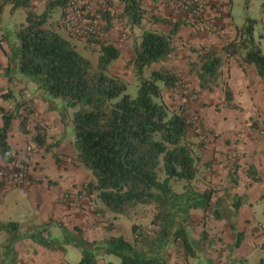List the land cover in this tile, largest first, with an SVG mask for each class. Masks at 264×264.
<instances>
[{"label": "trees", "instance_id": "obj_1", "mask_svg": "<svg viewBox=\"0 0 264 264\" xmlns=\"http://www.w3.org/2000/svg\"><path fill=\"white\" fill-rule=\"evenodd\" d=\"M0 1V13L8 5L12 6V13L19 9L27 12V21L20 26L3 27L0 21V47L8 58L4 75L10 82L16 75L29 79L51 99L61 101L67 111L74 110L72 127L76 156L73 160L92 173V178L83 186L84 190L89 195H96L114 214L124 215L138 205H154L157 211L152 221V233L133 226L134 243L115 235L89 242L79 228L70 230L53 220L21 235L19 223L5 224L0 221V233L5 231L9 236L0 264L17 263L14 246L24 239L43 247H50L51 244L53 247L59 244L75 246L82 253L79 264H100L107 256L116 257L120 264H172L173 248L184 259L198 257L207 235L204 232L201 240L194 239L192 211L200 210L213 214L218 220H230L237 217L245 199L233 197L227 189H196L193 182L201 169L199 149L204 144H194L190 139L192 119L185 116V111L171 110L163 98V87L176 89L180 87L181 79L166 68L153 70L148 78L144 76L147 68L171 59L177 50L174 39L180 27L193 26L194 20L184 15H180V22L160 19L172 26L170 34L156 30H147L142 34L132 59L139 83L138 94L132 97L127 84L111 73V66L120 58L121 51L103 37L112 30L115 19L126 20L131 28L142 26L147 17L143 0H99L104 2L105 7L97 19L101 29L88 36H79L62 23L72 0H48L43 13L38 12L39 0ZM117 4L123 7L119 14L115 12ZM262 6L264 8V3ZM55 8L60 9V25L68 29L71 38L97 47L95 49L100 56L98 66L83 57L69 39L55 29L46 28ZM262 39L264 33L259 38L254 37L253 21L248 20V26L237 29L236 39L221 49L214 45L192 47L195 58L190 61L189 67L191 74L197 76L201 90L213 91L223 85L225 101L236 108L231 104L234 97L224 80V59L239 56L243 63L255 66L264 79ZM20 94L22 101L14 110L0 109L3 119L0 155L4 164L11 165L5 168L8 170L23 161L16 162L13 148L8 143L12 123L21 117L20 112L30 114L32 111L24 92L20 91ZM2 97L7 100L12 95L8 93ZM40 123L48 128L45 122L38 121V132ZM22 130L26 132L25 122ZM36 140L38 144L44 143L40 133ZM55 158L59 161L57 155ZM212 166L213 162L203 164L204 168ZM161 169L165 174L163 179L159 176ZM254 174V168H250V175ZM230 177L236 185V169ZM174 181H185L182 192L175 191ZM220 192H224L222 197H218ZM228 198L233 201V210H229L226 204ZM231 224L236 231L233 248H238L244 235L236 230L235 223ZM53 226L62 231L60 240L52 236L50 228ZM260 264H264V257Z\"/></svg>", "mask_w": 264, "mask_h": 264}, {"label": "crops", "instance_id": "obj_2", "mask_svg": "<svg viewBox=\"0 0 264 264\" xmlns=\"http://www.w3.org/2000/svg\"><path fill=\"white\" fill-rule=\"evenodd\" d=\"M47 1L39 0L41 13L46 10ZM205 1V17L220 26V35L203 34L192 25H182L174 39L178 44V49L167 63V67L176 72L179 78L182 77L185 85L192 83L190 87L203 98L200 105L187 102V111L184 113L186 117L198 114L204 125L205 135L197 136L190 130V138L195 140L193 137L196 136L201 144H204L199 149L202 155L201 167L203 163L207 164L212 161L217 163L213 169L217 172L215 171L212 177V183L218 188L228 179L231 181L230 176L236 169L238 183L225 189L231 192L232 188L233 197L241 196L245 202L238 210L237 217L230 218V220L227 218L218 220L213 214H206L200 210L192 211L194 239L201 240L204 232L207 235V239L201 244L203 251L198 257L189 260L177 257L173 253L172 264H236L238 262L260 264L264 257V225L261 224L262 220L254 205L264 203V79L260 77L255 66L243 63L238 57L225 58L224 80L232 91L234 100L231 104L236 108H232L225 101L223 85L213 91L201 90L197 76L191 74L189 68V62L193 59L191 48L214 45L221 49L225 44L236 39L238 29L233 22H228L227 19L231 16L230 12L227 14L228 10L225 9L227 5L223 0ZM1 6L0 1V8ZM143 6L147 11L143 24L146 28L140 30V33L128 34L118 19L113 22V28L108 33L109 39L121 51L120 58L111 66V72L121 78L127 72L130 73L131 69L127 71L126 65L132 61L135 45L139 43L145 31L156 30L168 35L172 32V26L161 20L180 22L182 19L180 14L169 8L166 0H143ZM6 8L12 13V6L4 7L0 13L2 26L15 27L13 23L8 25L4 22L3 14ZM122 8V5L117 4L115 12L121 13ZM262 13L263 32L261 34L264 33V8H262ZM60 20L61 16L58 21ZM54 23L49 21L46 28L55 29L61 35V31L68 33L60 26V23L57 25ZM137 30L138 28L135 31ZM4 47L7 48L6 45ZM262 50H264L263 41ZM158 65L156 64L154 70L161 69V65L157 67ZM7 66L8 58L0 47V109L14 110L16 105L22 101L20 91H23L25 95L30 94L33 99L31 113L22 114L20 112L21 117L13 121L8 143L13 148L17 163L26 157V150L29 146L33 148V152L29 155L32 166L28 185L18 189L0 187V204H5L11 195L22 193L35 213L34 217L28 221L11 218L8 221L7 219L0 221L5 224L17 222L20 226L27 227L25 230L27 233L53 220L62 223L70 230L79 228L83 237L89 242L103 239V236L99 237L100 233H98L99 229L103 231V227L97 224L95 215L80 208L77 200L75 203H66L60 199L66 193L79 192L92 178V173L88 169L73 160L76 156L72 127L73 112L67 111L61 101L51 99L45 92L38 89L37 84L21 75H16L10 82L4 75V69ZM163 91L166 94L174 92L173 89L166 88ZM8 93H11L12 97L7 100L3 99L2 96ZM178 96L179 99L187 101L184 95ZM211 107L215 110L208 112ZM38 121L45 122L48 127L47 139L43 144H38L36 140ZM24 122L26 132L22 130ZM2 127L3 119L0 115V129ZM55 155L59 157V161L56 160ZM9 167L11 165L4 164L0 155V168ZM250 168H254L253 176L250 175ZM206 189H208L207 186L200 191ZM223 195L224 192H220L218 197ZM229 200L231 201V198ZM228 205L231 206V203ZM231 222L235 223L236 230L244 235L238 248H233L236 231L232 229ZM60 231L56 226L50 228L54 238L56 237L53 232L63 237ZM74 248L75 246L65 244L54 245V247L51 244L50 247H43L30 239H24L14 246L17 254L16 264H79L80 252L78 251L80 250H74ZM3 257L4 254L0 256V261ZM100 264H120V261L113 256H107Z\"/></svg>", "mask_w": 264, "mask_h": 264}, {"label": "rangeland", "instance_id": "obj_3", "mask_svg": "<svg viewBox=\"0 0 264 264\" xmlns=\"http://www.w3.org/2000/svg\"><path fill=\"white\" fill-rule=\"evenodd\" d=\"M223 2H224V4L227 5V6H225V9L228 10L227 14H228V12H230L231 17L227 19L228 22L231 21V22H233V24L236 27L242 29L245 26H248V20H251V21H253V24H254V37L259 38L260 35H262L261 34L263 32L262 31V29H263L262 28V17H263L262 16V14H263L262 13V8H263L262 5L264 3V0H223ZM39 5H40V3L38 1V5H37L38 8H39ZM75 8H78L81 11V12L79 11V14L82 16H85L87 14L88 18H92L93 16H98L100 18V14H101L102 10L105 9L104 2L99 1V0H96V1L72 0L71 6L67 10L68 15L67 14L66 15L67 16L71 15L73 13V11H74V15H75V12H76L74 10ZM40 9L41 8L38 9L39 13L42 12ZM3 15H4L3 16L4 22L8 25L10 23H13L15 26H20L21 24H25L27 21V12L25 9H20L15 14H12L10 12V10L6 8ZM60 16H61L60 9L55 8L51 14L50 21L55 22V23L56 22L60 23V21H58L60 19ZM115 20H117V19H115ZM118 20L121 21L124 29L127 30L128 34H134V32L140 33V30L142 31L143 29L146 28V25L131 28L127 24L126 20H121V19H118ZM144 23H145V21H144ZM100 24H102V26L106 27L104 22L100 21ZM6 27L11 28L9 26H6ZM105 27H104V29H105ZM137 28H138V30L135 31ZM64 29L66 31L68 30L67 28H64ZM61 33L66 39L70 40V42L76 47V50L83 57L90 59L94 65L98 66V61H99L100 56H99V52L97 51V49H95L97 47L89 46L84 41L79 40L77 38H71L69 36V34L65 31H61ZM105 38L109 39L108 34L103 37V39H105ZM262 41L264 42V39H262ZM139 42H141V39ZM176 46L178 49V44H176ZM263 53H264V50H263ZM236 57H238L240 60H242L241 57H239V56H236ZM192 58H195L193 54H192ZM170 60H168L167 62H165L163 64H159V65H161V69L166 68V69L170 70L167 67V63ZM131 65H133L132 61L126 65L127 71H129L131 69L129 71L130 73L127 72L124 76H122L123 79L121 77L120 78L127 84L128 93L132 97H136L138 94V90H139V88H138L139 83H138V80H137V77L135 74L134 66L132 67L133 68L132 69L130 67ZM159 65L157 67H159ZM155 68H156V65H154V67L151 69L147 68L145 70V74H144L145 78H148L150 76L151 72ZM180 79H181L180 87L173 89L174 92H169L168 94L164 93V91H163V98H164V101L166 102V104L171 108V110H173V111H185V113H186V111H187L186 110V103L187 102H191L194 104L199 103V105H200V102L203 98L199 93H197V91L195 89L190 87V86H192V83H190L189 85H185L183 83L182 77H180ZM163 89L165 90V87ZM166 89H168V88H166ZM173 93H176L177 95H175ZM181 94L187 98V101H183L182 98L181 99L178 98L179 97L178 95H181ZM201 106H203V105L201 104ZM209 106H211V105H209ZM214 110H215V108L211 107L208 109V112H213ZM70 112H73V114H74V110L70 109ZM73 114H72V118H73ZM188 118L192 119L191 120L192 127L190 129L191 132L194 135L197 134V136L205 135L204 134V131H205L204 126L202 124L200 116H198V114H194L193 116H190ZM47 132H48V130H47ZM47 132H46L45 136H42L43 140L47 139ZM189 137H190V132H189ZM193 138H195L196 141L192 138H190V139H192L194 144H197V145L201 144V141L198 140L196 138V136H194ZM26 157L30 158L29 155H26ZM24 159H22V160H24ZM212 162H213L212 167L204 168L202 166L201 169L199 170V175H198L197 179L193 182L196 189L202 190L205 188V186L212 187V188H218V186H216L212 183V177L217 172V170L213 171V169L217 165V163L215 161H212ZM203 164H205V163H203ZM0 170H2V168H0ZM159 176H160V179H163L165 177L163 169L160 170ZM185 184H186L185 181H174L173 182V188L175 189V191L182 192ZM229 186H233V183H232V181H229V179H228V181L226 183L219 186L220 187L219 189L224 191V189L229 187ZM13 189H18V188H13ZM79 192H84V187H82L79 190ZM230 193L232 195V188H231ZM229 199L230 198L226 199V204L231 203V206H228V207H229V210H233V207H232L233 201H230ZM78 202H79V207L84 209V210H87L93 216L95 215L94 216L96 218L95 221L97 222V224H99L103 227L102 228L103 231H101L100 229L98 230V233H100L99 237L103 236V238H105V237H108L111 235L123 236L129 242L134 243L135 233L133 231V226H138V228L141 231H145V232H149V233H152V230L154 229V226L152 225V221H153L154 216L157 212L154 205H138V206L134 207L133 209H131L130 211H128L126 214L119 215V214H114V213L110 212L109 210H107L105 208V206L103 205V203L97 198L96 195L92 196V195H89L88 193H86L85 196H83V197L81 196L78 199ZM70 203H75V202H70ZM254 208L258 211V216L262 220L261 224L264 225V203L263 204L262 203L256 204V205H254ZM34 213H35L34 209H32L30 207V203H29L28 199L25 198L22 193H18L16 195H11L10 197H8L5 204H0V220L1 221L6 220V219H7L6 221H8L9 218L14 219V220L18 219V221H22V220L28 221L30 218L34 217ZM258 216H257V218H258ZM231 218H233V217H231ZM111 226H113L114 228L111 229ZM26 229H27V227L20 226V233L19 234H21V235L25 234ZM53 234L56 238H59V240H60L61 237H59L58 234H55V232H53ZM8 238H9V236H8L7 232L3 231L0 233V256L5 253L4 245H6L5 243H7ZM69 246H72V245H69ZM74 250H79V249H76V247H75ZM78 252H80V258L79 259L81 261L82 253H81V251H78ZM172 252L175 253V255L177 257H181V255H179L177 253L176 249L173 248ZM113 258H116V257L113 256ZM236 264H242V262H238Z\"/></svg>", "mask_w": 264, "mask_h": 264}, {"label": "built area", "instance_id": "obj_4", "mask_svg": "<svg viewBox=\"0 0 264 264\" xmlns=\"http://www.w3.org/2000/svg\"><path fill=\"white\" fill-rule=\"evenodd\" d=\"M166 2L172 11L193 19L195 22L193 26L196 27L197 31L208 35H220L221 31L216 23L205 17V0H166ZM74 10L76 11L75 15L73 11L71 15L63 19L62 23L75 34L79 36H88L89 34H95L101 29L98 25V16H94L95 19H91L87 17V14L85 16L80 15V10L78 8H75ZM25 97L28 100L29 108L32 110L33 102L31 101V95L26 94ZM46 132V125L44 123H40L39 133L41 136H45ZM31 152H33V148L29 146L26 153L27 155H30ZM31 166L32 163L30 158L26 157L22 163L18 164L15 168L10 170H0V185L6 189L26 187L29 183V172ZM86 193V190H84V192L77 193L69 192L62 195L60 199L64 202H75V200L78 201L81 196H85Z\"/></svg>", "mask_w": 264, "mask_h": 264}]
</instances>
